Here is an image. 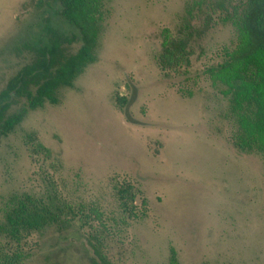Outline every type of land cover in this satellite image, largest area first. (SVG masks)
Instances as JSON below:
<instances>
[{"label": "rangeland", "instance_id": "374dc122", "mask_svg": "<svg viewBox=\"0 0 264 264\" xmlns=\"http://www.w3.org/2000/svg\"><path fill=\"white\" fill-rule=\"evenodd\" d=\"M244 1L102 0L97 61L0 136V219L9 196L29 194L65 224L0 237V256L88 264L96 248L112 264H167L173 248L178 264H264V154L234 146L230 95L209 71L239 47ZM37 3L0 0V90L31 59L22 42L70 35ZM181 30L184 51L161 67Z\"/></svg>", "mask_w": 264, "mask_h": 264}, {"label": "trees", "instance_id": "16d2710c", "mask_svg": "<svg viewBox=\"0 0 264 264\" xmlns=\"http://www.w3.org/2000/svg\"><path fill=\"white\" fill-rule=\"evenodd\" d=\"M239 18V47L226 53L227 59L209 71L224 82L229 94V112L237 130L234 146L240 151L264 154V0H245ZM43 13H56L69 27L70 35L48 27L45 38L33 45L24 41L17 52L27 50L31 59L20 66L0 90V136H7L21 123L28 112L45 103L57 104L59 91L73 86L76 78L95 63L102 32V0H38ZM188 36L163 40L159 65L184 51ZM20 105L12 110L14 104ZM32 135L29 139L32 141ZM34 151L44 149L36 143ZM64 211L53 201L29 194L12 195L1 207L0 237L16 244L34 232L47 228L61 230ZM88 264H112L94 248ZM1 253V252H0ZM1 255V254H0ZM20 252L3 254L0 264H21ZM167 264H178L176 252L170 249Z\"/></svg>", "mask_w": 264, "mask_h": 264}]
</instances>
